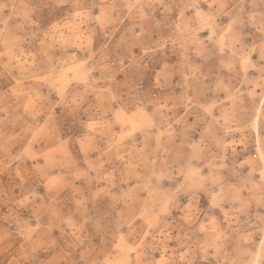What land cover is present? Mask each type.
I'll use <instances>...</instances> for the list:
<instances>
[{
    "label": "rangeland",
    "instance_id": "rangeland-1",
    "mask_svg": "<svg viewBox=\"0 0 264 264\" xmlns=\"http://www.w3.org/2000/svg\"><path fill=\"white\" fill-rule=\"evenodd\" d=\"M0 264H264V0H0Z\"/></svg>",
    "mask_w": 264,
    "mask_h": 264
}]
</instances>
